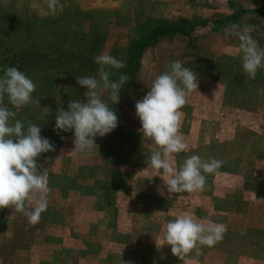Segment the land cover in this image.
I'll return each instance as SVG.
<instances>
[{"label":"rangeland","instance_id":"rangeland-1","mask_svg":"<svg viewBox=\"0 0 264 264\" xmlns=\"http://www.w3.org/2000/svg\"><path fill=\"white\" fill-rule=\"evenodd\" d=\"M34 2L41 0H0V76L16 67L34 82L32 99L39 103L12 110L25 126L36 123L42 136L54 131L58 108L86 99L78 74L71 76L74 69L60 68V55L68 66L89 69L81 76H97L95 57L124 62L141 27L246 11L235 23L202 28L205 37L164 38L148 47L133 94L116 112L118 126L95 138L91 155L71 152L73 133L37 161L49 169L47 210L28 227L22 213L0 209V264H185L170 246L156 244L164 243L166 223L184 212L228 228L214 247L202 246L198 257L190 253L187 264H264V68L249 79L238 38L225 35L238 25L264 49V19L250 12L264 0H59L58 11L47 18L37 15ZM15 53L27 61L13 59ZM176 60L196 73L198 89L180 110L189 151L174 154L173 166L178 169L190 155L224 161L217 174H206L203 190L191 193H168V177L147 168L154 145L138 131L135 114L136 101ZM106 70L117 77L118 70ZM237 71L242 82L234 80ZM102 98L109 107L116 104L107 93ZM4 103L11 108L6 96Z\"/></svg>","mask_w":264,"mask_h":264},{"label":"clouds","instance_id":"clouds-1","mask_svg":"<svg viewBox=\"0 0 264 264\" xmlns=\"http://www.w3.org/2000/svg\"><path fill=\"white\" fill-rule=\"evenodd\" d=\"M59 0H41L31 7L40 18H47L59 9ZM225 35L237 37L242 53V68L249 79H255L257 71L264 68V49L247 29L230 25ZM97 76H78L76 83L85 89L84 101L71 100L67 110L57 109L54 131L59 135L73 132L72 153L91 155L97 147L95 138L104 137L118 126V116L112 106L102 98L105 93L112 105L119 103L121 87L127 82L126 75L112 80L109 69H122L126 64L112 55L95 57ZM34 82L16 67L4 69L0 76V209L12 208L28 220V227L35 226L41 214L47 210L49 169L38 164L43 153L55 151V145L41 135V128L31 121L17 119V112L33 101ZM150 91L135 103V114L139 119L143 139L154 145L147 157V168L166 175L164 180L168 193L201 191L206 185V174H217L224 161L216 158L202 159L199 155L188 156L179 168L173 166V156L189 151L181 129L180 111L187 103V96L198 89L196 73L184 67L181 61L170 62L168 70L159 74L151 83ZM5 96L11 108L5 106ZM65 139V137H61ZM45 159V162H47ZM157 176V175H156ZM160 176V175H159ZM27 205V206H26ZM227 225L210 219L198 221L189 212L177 215L166 223L164 243L171 248L172 255L186 262L190 253L202 254V246L214 247L227 232ZM122 264H133L122 261Z\"/></svg>","mask_w":264,"mask_h":264},{"label":"trees","instance_id":"trees-1","mask_svg":"<svg viewBox=\"0 0 264 264\" xmlns=\"http://www.w3.org/2000/svg\"><path fill=\"white\" fill-rule=\"evenodd\" d=\"M244 11H246L243 8H239L236 13L233 15V17L230 16H221L218 18H214L212 20L207 19L204 21H198V20H189V19H183L178 22H170V21H161L153 24L146 25L144 27L139 28L136 31V34L134 35L133 39L131 40L125 55L124 63L126 64L125 68L119 69L117 71V77L114 75L112 80H118L120 75H126L127 76V82L121 87V93H120V100L119 103H116L112 106L113 111L116 113L118 109H121L122 106L129 100V97L133 94V90L135 89L138 81V72L142 65V58L143 55L148 49V47H153L164 38H182L186 41H190L192 38H202L205 37V33L207 31L203 30L207 25L210 23H215L216 28L220 25H229L232 23H235L238 21L241 16L244 14ZM248 11V10H247ZM251 13H254L257 17H261L264 19V6L263 4H260V6L251 9ZM214 26V25H213ZM203 28V29H202ZM25 54H19L15 53L12 55V58L15 60L20 59L21 62L27 61V58H25ZM60 58H62L64 63H60V68L65 72L66 70L69 71L68 67L72 68L71 76L76 74L77 76H81L83 73L84 75L87 74L88 68L85 67H72L73 62L68 66L67 64V58L62 57L60 55ZM89 59H92V55L89 56ZM32 60V59H31ZM35 60V59H33ZM74 66V65H73ZM93 66V65H92ZM91 66V68H92ZM216 68L219 71V73H222V67H220L219 64H215ZM217 71V70H216ZM65 74V73H64ZM234 74V80L242 82V80L245 79L244 74H240L238 71ZM66 110V106L64 107ZM117 115V113H116ZM73 134V132H63L61 131L58 135L55 131L49 132L48 134L43 135L42 137L49 138V140L53 144H57L62 139L61 137H66L67 135ZM45 156V153L41 154V156L38 158V161L43 159Z\"/></svg>","mask_w":264,"mask_h":264}]
</instances>
